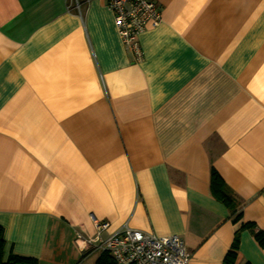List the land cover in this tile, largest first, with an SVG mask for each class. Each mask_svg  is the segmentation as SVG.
Wrapping results in <instances>:
<instances>
[{
    "label": "crops",
    "instance_id": "0c3cea01",
    "mask_svg": "<svg viewBox=\"0 0 264 264\" xmlns=\"http://www.w3.org/2000/svg\"><path fill=\"white\" fill-rule=\"evenodd\" d=\"M125 49L106 0H0V226L10 253L96 264L92 217L264 264V0H153ZM218 173L236 203L211 189ZM239 217V220H234Z\"/></svg>",
    "mask_w": 264,
    "mask_h": 264
},
{
    "label": "built area",
    "instance_id": "2783aa9c",
    "mask_svg": "<svg viewBox=\"0 0 264 264\" xmlns=\"http://www.w3.org/2000/svg\"><path fill=\"white\" fill-rule=\"evenodd\" d=\"M114 17L115 27L126 50L136 62L143 60L139 37L148 27L162 23V15L153 0H106ZM96 229L94 237L76 233L79 247L111 255L115 264H189L190 254L184 241L176 235L157 237L127 226L103 237L109 223L92 217Z\"/></svg>",
    "mask_w": 264,
    "mask_h": 264
},
{
    "label": "trees",
    "instance_id": "16d2710c",
    "mask_svg": "<svg viewBox=\"0 0 264 264\" xmlns=\"http://www.w3.org/2000/svg\"><path fill=\"white\" fill-rule=\"evenodd\" d=\"M211 189L213 194L221 200L229 209L235 210L236 203L234 199L231 197L229 190L218 175L217 172L212 171L211 175ZM239 217L236 218L234 221L237 222ZM242 229L250 230L258 244L264 248V233L260 230H257L255 225L253 224H243L241 226ZM238 244H239V232L235 236L234 243L227 253L226 257L224 258L223 264H236L237 256H238ZM6 242L4 240V230L0 226V264H38V261L35 258L30 257H22L10 253L8 258H5L4 250H5ZM96 264H115V261L111 257V255L107 252L101 253Z\"/></svg>",
    "mask_w": 264,
    "mask_h": 264
}]
</instances>
